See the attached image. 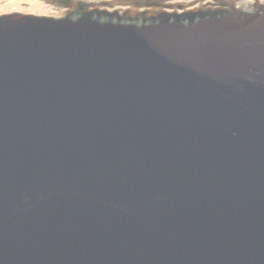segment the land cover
Masks as SVG:
<instances>
[{"label":"water","instance_id":"95a60500","mask_svg":"<svg viewBox=\"0 0 264 264\" xmlns=\"http://www.w3.org/2000/svg\"><path fill=\"white\" fill-rule=\"evenodd\" d=\"M0 264H264V0H0Z\"/></svg>","mask_w":264,"mask_h":264}]
</instances>
